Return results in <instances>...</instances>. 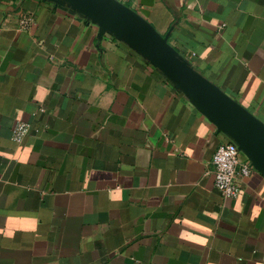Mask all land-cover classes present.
<instances>
[{
	"label": "crops",
	"instance_id": "crops-1",
	"mask_svg": "<svg viewBox=\"0 0 264 264\" xmlns=\"http://www.w3.org/2000/svg\"><path fill=\"white\" fill-rule=\"evenodd\" d=\"M120 1L264 123V0ZM227 141L84 14L0 0V264H264V174L242 153L221 195Z\"/></svg>",
	"mask_w": 264,
	"mask_h": 264
},
{
	"label": "water",
	"instance_id": "water-1",
	"mask_svg": "<svg viewBox=\"0 0 264 264\" xmlns=\"http://www.w3.org/2000/svg\"><path fill=\"white\" fill-rule=\"evenodd\" d=\"M70 7L109 31L163 73L235 142L264 174V123L211 80L195 70L145 18L120 0H48Z\"/></svg>",
	"mask_w": 264,
	"mask_h": 264
},
{
	"label": "built area",
	"instance_id": "built-area-1",
	"mask_svg": "<svg viewBox=\"0 0 264 264\" xmlns=\"http://www.w3.org/2000/svg\"><path fill=\"white\" fill-rule=\"evenodd\" d=\"M31 22L29 16H24L20 20V28L26 29ZM30 130L28 123L17 121L12 130V139L21 141ZM241 151L233 141L221 143L213 153L212 164L214 167V186L227 198H236L240 194V187L235 180L237 169L242 175L247 176L250 173L248 162L241 161Z\"/></svg>",
	"mask_w": 264,
	"mask_h": 264
}]
</instances>
